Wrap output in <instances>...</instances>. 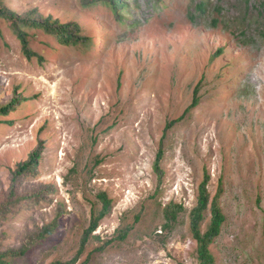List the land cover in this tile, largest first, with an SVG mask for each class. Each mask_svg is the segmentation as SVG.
Here are the masks:
<instances>
[{
  "label": "rangeland",
  "instance_id": "374dc122",
  "mask_svg": "<svg viewBox=\"0 0 264 264\" xmlns=\"http://www.w3.org/2000/svg\"><path fill=\"white\" fill-rule=\"evenodd\" d=\"M2 1L77 22L86 37L63 45L27 28L42 56L30 59L0 17V106L23 100L0 115V203L18 163L42 149L21 202L0 220L1 249H19L60 215L53 234L9 263L75 258L104 191L113 208L76 264H198L190 211L207 170L204 231L223 188L217 264H264V0H123L118 11L82 0ZM170 203L186 210L166 230Z\"/></svg>",
  "mask_w": 264,
  "mask_h": 264
},
{
  "label": "trees",
  "instance_id": "16d2710c",
  "mask_svg": "<svg viewBox=\"0 0 264 264\" xmlns=\"http://www.w3.org/2000/svg\"><path fill=\"white\" fill-rule=\"evenodd\" d=\"M85 6L94 5L98 3H106L112 7L113 10L118 11V8H123L126 3L123 0H82ZM205 3L201 2L198 7L201 11H205ZM0 17L9 21L11 27L14 29L17 37L22 43L23 52L28 58L40 57L37 52H35L30 45L29 32L27 28H37L45 31L46 33L55 35L60 44L63 45H77L85 41V36L82 35L81 26L77 22H62L53 16H44L38 11H30L25 14H20L17 11L9 8L5 3L0 0ZM2 38V31L0 28V40ZM198 89L196 90V97L192 104V107L196 106L199 101L197 98ZM23 100L19 97H14L9 103L0 106V115L8 116L12 111L16 109V106L20 104ZM176 121H172L166 127H173ZM42 157L41 146L35 149L26 159L18 163L16 169L12 174V183L10 186V195L6 201L0 203V220L5 218L7 214L11 213L15 207L19 205L21 200L17 198L18 190L23 180L29 178L31 174L36 173L39 165V161ZM165 157V148L163 142H161L159 151L157 152L155 160V170L159 176V185H161L163 180V169L162 161ZM211 175L206 170L204 180L200 185L198 202L195 207L190 211V229L193 238L197 242V260L198 264H217L216 257L211 250V245L214 240L220 235L221 225L224 221V215L222 213L219 197L223 191L220 187L218 193L211 203V213L212 217L207 229L204 231L202 229V223L205 219L206 211L210 206V193L208 191V182L210 181ZM33 196L35 199H39L41 196L40 192H34ZM98 200L101 202L102 206L98 212L92 213V218L89 227L84 232L78 255L70 261L61 262L57 261L53 264H76L78 258L85 251L92 234L97 230L101 221L111 212L113 208V200L107 194V192H100L97 195ZM186 208L182 204L170 203L166 206L164 211V216L166 223L164 227L166 230H171L174 228L175 224L178 222L180 214L184 212ZM57 217L49 224L44 225L39 228L35 233H33L27 239L26 243L23 244L19 249H6L3 250L0 247V264H10L8 258L10 256H23L32 247L37 245L48 235H51L59 227V217ZM129 230H120L118 237L120 239H125L128 236ZM108 242V241H107ZM112 242V241H109ZM81 264H88V260L83 261Z\"/></svg>",
  "mask_w": 264,
  "mask_h": 264
}]
</instances>
